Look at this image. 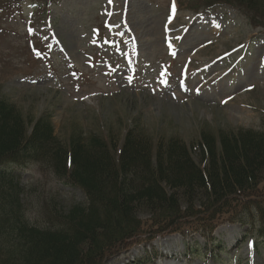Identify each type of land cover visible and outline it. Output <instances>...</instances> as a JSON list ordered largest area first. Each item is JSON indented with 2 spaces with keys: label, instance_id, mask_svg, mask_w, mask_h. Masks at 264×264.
Returning a JSON list of instances; mask_svg holds the SVG:
<instances>
[{
  "label": "rangeland",
  "instance_id": "1",
  "mask_svg": "<svg viewBox=\"0 0 264 264\" xmlns=\"http://www.w3.org/2000/svg\"><path fill=\"white\" fill-rule=\"evenodd\" d=\"M96 1L100 4L92 6ZM168 1L150 0L151 4L146 0H53L47 6L48 10H34L26 21L27 26L32 27L26 32L27 41L41 42L44 47L55 44L59 50L63 48L79 70L77 73L67 72L61 66L52 78V73L40 66L32 78L21 81V75L27 72L26 67L21 66L13 73L9 71L5 76V69L0 66V98L15 105L24 116L50 113L54 135L64 144L73 132H82L85 140L97 135L119 145L126 129L132 125L153 142L176 137L190 147L199 141L201 131L262 130L264 17L247 9L240 13L228 0H220L223 2L215 3L217 7L213 6L214 9L207 12H202V8L209 5L207 0H176L173 7H178L180 12L167 17L165 7ZM156 5H163V8ZM189 10L199 11L195 14ZM4 22L6 20H0V34ZM19 23L21 27L0 36V52L6 51L5 55L13 53V63H21L14 49H26L23 45L25 32L21 21ZM13 25L14 22L10 28ZM92 25L102 28L100 33L105 36L102 41L111 43L118 36L123 38L122 49L126 57L133 50L132 54L138 60L134 83L149 80L146 87H152V92L142 88H118L120 85L115 83L116 79L102 67L104 59L112 64L118 57L110 61L105 52H98L93 46L94 41L89 39ZM241 48L236 59L228 62L229 56ZM166 55L178 59L170 63ZM158 60H166L163 65L170 72L169 79H175L178 86L176 82L173 85L168 81L158 84L154 73ZM237 62L240 69L247 72L249 80L242 83L240 75L233 74L231 80H221L225 73L230 74ZM128 68L129 63L116 65L114 70L124 74ZM139 68H143L147 76H143L145 73ZM226 81L236 87L235 92H231V86L225 90ZM187 82L190 84L185 89ZM225 94L234 96L221 104ZM192 155L197 160V153ZM11 165L14 166L2 167L12 170L17 180L14 182L23 191L20 197L23 212L32 221L44 222L47 206L66 210L85 201L79 188L56 177L45 162L24 159ZM199 196L197 193L196 198L200 199ZM139 216L148 218L143 212ZM218 229L227 231L232 228L225 225ZM222 237L230 243L226 234ZM179 241L177 235H165L157 237L154 243L160 251L170 249L173 253L175 249L181 250ZM248 243L249 240L245 241L227 255L216 256V260L209 258L210 261L204 262L193 258L184 261L181 256L157 257L153 264H220L221 260L227 261L233 255L240 259L233 264H264L260 259L252 258ZM131 255L135 256L136 252ZM120 259L123 262L120 256L109 258L104 264H122Z\"/></svg>",
  "mask_w": 264,
  "mask_h": 264
},
{
  "label": "trees",
  "instance_id": "2",
  "mask_svg": "<svg viewBox=\"0 0 264 264\" xmlns=\"http://www.w3.org/2000/svg\"><path fill=\"white\" fill-rule=\"evenodd\" d=\"M228 3L264 17V0ZM24 157L45 162L81 189L85 201L66 210L47 206L44 222L32 221L23 212V191L0 165V264H104L162 232L199 234L207 246L216 225H244L251 216L264 235V131H201L190 147L176 137L153 142L129 130L119 149L73 132L64 144L48 116H24L0 98V163Z\"/></svg>",
  "mask_w": 264,
  "mask_h": 264
},
{
  "label": "bare ground",
  "instance_id": "3",
  "mask_svg": "<svg viewBox=\"0 0 264 264\" xmlns=\"http://www.w3.org/2000/svg\"><path fill=\"white\" fill-rule=\"evenodd\" d=\"M169 28V27H168Z\"/></svg>",
  "mask_w": 264,
  "mask_h": 264
}]
</instances>
